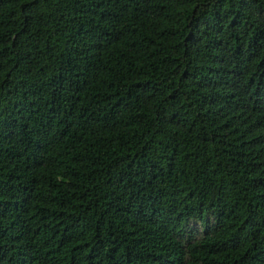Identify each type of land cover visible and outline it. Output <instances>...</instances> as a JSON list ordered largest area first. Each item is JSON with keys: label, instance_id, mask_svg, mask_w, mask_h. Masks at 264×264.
Segmentation results:
<instances>
[{"label": "trees", "instance_id": "1", "mask_svg": "<svg viewBox=\"0 0 264 264\" xmlns=\"http://www.w3.org/2000/svg\"><path fill=\"white\" fill-rule=\"evenodd\" d=\"M0 264H264V0H0Z\"/></svg>", "mask_w": 264, "mask_h": 264}]
</instances>
